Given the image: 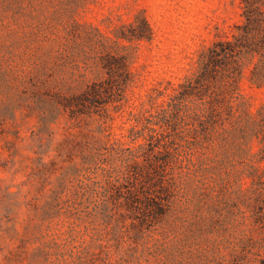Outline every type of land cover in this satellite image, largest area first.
<instances>
[{"label": "rangeland", "instance_id": "1", "mask_svg": "<svg viewBox=\"0 0 264 264\" xmlns=\"http://www.w3.org/2000/svg\"><path fill=\"white\" fill-rule=\"evenodd\" d=\"M179 91L190 116L145 140ZM156 156L177 182L157 219L108 194ZM101 242L94 264H264V0H0V264Z\"/></svg>", "mask_w": 264, "mask_h": 264}, {"label": "trees", "instance_id": "2", "mask_svg": "<svg viewBox=\"0 0 264 264\" xmlns=\"http://www.w3.org/2000/svg\"><path fill=\"white\" fill-rule=\"evenodd\" d=\"M107 69L109 75H112L113 77V66H111V64H108ZM98 84L99 83L94 82L90 84L88 88H86L82 93L78 95L64 96L59 102L66 110L72 108L74 103L94 105L97 102L98 95L102 93V90H104L106 94H110V90H112L113 88V84L111 82H108L107 85L103 86V89L97 88ZM180 88H184L183 90H185V93L187 94L191 93L188 87L184 84L180 86ZM212 107L214 106L212 105ZM163 108L164 111L162 112L160 117L164 123L160 122L158 123V126L148 125L149 132L142 130L140 135L145 140H149L154 137L158 138L173 129L174 125L171 121L175 123L185 121L186 118L190 116L189 101L184 100L182 91H179L178 94L172 95L170 100L167 101L166 106H164ZM81 112L85 111L81 110ZM152 122L153 121H151V123ZM146 124L147 123H145V125ZM171 135L172 138L176 140V137L180 134L172 133ZM157 147L158 149L156 151L159 153L168 152L170 150L169 147L162 144L157 145ZM140 151L141 149L137 148L136 153L131 152V155L135 154V157L140 158ZM161 158L162 157L156 156L155 158L148 159L146 163L138 165V167H135L132 162L128 161L125 167V171L123 168L122 171H120V173H118L116 176H111L110 174H108V194L111 197L115 198L124 197L126 205L133 206L136 205V203L134 202H137L139 193L143 192V197L148 200V202L146 201L143 204L144 208L150 211V214L155 217V219H157L159 215L165 212L163 209V199L169 198L171 195L173 196L177 191L176 178H169V176H167L165 163L168 159L165 157L163 159ZM106 169L107 171H111L109 168ZM110 196H108V202ZM137 238L138 236H135L134 240H136ZM104 245L105 244L101 242L98 243L93 249H90V247L83 249L82 253L78 255V259L80 258L78 264H94V261L98 256H103V253L105 251Z\"/></svg>", "mask_w": 264, "mask_h": 264}]
</instances>
